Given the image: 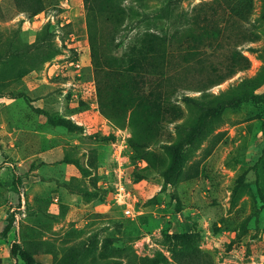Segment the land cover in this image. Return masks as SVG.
Returning a JSON list of instances; mask_svg holds the SVG:
<instances>
[{"label": "rangeland", "instance_id": "rangeland-1", "mask_svg": "<svg viewBox=\"0 0 264 264\" xmlns=\"http://www.w3.org/2000/svg\"><path fill=\"white\" fill-rule=\"evenodd\" d=\"M256 95L264 0H0V264H264ZM32 123L71 136L28 189ZM110 126L144 160L136 217L111 200Z\"/></svg>", "mask_w": 264, "mask_h": 264}, {"label": "crops", "instance_id": "crops-1", "mask_svg": "<svg viewBox=\"0 0 264 264\" xmlns=\"http://www.w3.org/2000/svg\"><path fill=\"white\" fill-rule=\"evenodd\" d=\"M7 122L8 121H6L5 124H7ZM91 122L93 123L94 121H87L86 127L90 126L89 123ZM24 125L26 124H23L22 126ZM37 126L39 125H36V127L33 126L34 128H32L34 146L33 150L30 152L22 149L20 137L16 136L17 147L15 151L18 159V166L20 167L23 175H25L26 184L29 186L26 188L28 189L33 188L37 182L36 180H42V178H45L46 181L50 182L51 178H54L53 175H55V171L52 170L53 167H51L54 164L50 162L49 159L53 158L55 155L54 152L56 148L51 145H54L57 141L61 142L65 138L67 139V136H71L67 135L70 133H67L68 131L62 126H53L50 124L48 128L42 129ZM60 137L64 139H61ZM1 141L7 144L9 139L2 138ZM37 143H40V147ZM68 174V172L64 173L65 178H68Z\"/></svg>", "mask_w": 264, "mask_h": 264}, {"label": "built area", "instance_id": "built-area-1", "mask_svg": "<svg viewBox=\"0 0 264 264\" xmlns=\"http://www.w3.org/2000/svg\"><path fill=\"white\" fill-rule=\"evenodd\" d=\"M112 129L117 134H122V138L119 141L120 143L111 149V161L113 164H115V166H113L115 179L112 183L113 188L111 190V200L113 205L119 207L125 215L129 217H136L142 211L137 203L138 197L136 193L129 187L126 176V165L129 164L130 158L136 155L133 154L129 148H127V131L120 128L114 129L113 127ZM143 164V159L137 156L134 158L135 166H142ZM106 174H109L108 169L106 170Z\"/></svg>", "mask_w": 264, "mask_h": 264}, {"label": "trees", "instance_id": "trees-1", "mask_svg": "<svg viewBox=\"0 0 264 264\" xmlns=\"http://www.w3.org/2000/svg\"><path fill=\"white\" fill-rule=\"evenodd\" d=\"M256 96L264 100V95H256Z\"/></svg>", "mask_w": 264, "mask_h": 264}]
</instances>
